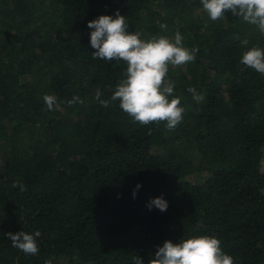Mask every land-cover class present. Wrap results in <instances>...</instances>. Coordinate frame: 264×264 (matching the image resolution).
<instances>
[{
  "label": "trees",
  "instance_id": "obj_1",
  "mask_svg": "<svg viewBox=\"0 0 264 264\" xmlns=\"http://www.w3.org/2000/svg\"><path fill=\"white\" fill-rule=\"evenodd\" d=\"M117 11L142 40L179 31L198 49L169 65L184 108L173 131L95 99L127 64L93 59L87 25ZM252 47L264 50L257 26L212 21L201 0H0V264H148L165 241L202 235L233 264H264V75L240 63ZM160 197L167 210H149ZM21 231L41 233L37 255L3 235Z\"/></svg>",
  "mask_w": 264,
  "mask_h": 264
},
{
  "label": "clouds",
  "instance_id": "obj_2",
  "mask_svg": "<svg viewBox=\"0 0 264 264\" xmlns=\"http://www.w3.org/2000/svg\"><path fill=\"white\" fill-rule=\"evenodd\" d=\"M201 3L212 21L225 17V12L230 11L244 22L257 26L264 35V0H201ZM87 27L92 29L90 45L95 49L93 59L124 61L127 64L124 78L120 80L110 100H102L99 91L95 99L103 107L118 100L123 112L141 125L165 122L167 130H175L183 120L184 108L180 106V98L173 96L174 82L167 79L169 65L175 67L194 62L198 49L183 47L179 31L175 33L174 41L167 36H153L147 41L142 40L140 33H129L127 17L120 15L119 11L114 18L99 16L90 21ZM160 28L167 30V25L161 24ZM242 43L247 45L248 41L244 40ZM240 63L264 75V50L260 47L250 48L243 53ZM187 91L192 93L193 99L198 103L204 101V95L197 94L195 88ZM43 101L48 111L59 107L54 95L45 94ZM67 103L71 106L83 103V100L74 96ZM12 187L19 188L21 192L27 190L19 181H14ZM140 187L139 184L136 186L137 189ZM135 195L134 190L133 198ZM147 207L149 210L155 207L164 212L168 204L160 197L150 200ZM3 235L7 236L13 247L23 253L33 256L38 254L36 237L41 235L39 231L34 235L24 231ZM134 262L143 264L139 256L134 257ZM45 264H52L51 258ZM148 264H233V257L222 251L217 238L202 235L182 239L178 243L165 241Z\"/></svg>",
  "mask_w": 264,
  "mask_h": 264
},
{
  "label": "rangeland",
  "instance_id": "obj_3",
  "mask_svg": "<svg viewBox=\"0 0 264 264\" xmlns=\"http://www.w3.org/2000/svg\"><path fill=\"white\" fill-rule=\"evenodd\" d=\"M263 167H264V164H263Z\"/></svg>",
  "mask_w": 264,
  "mask_h": 264
}]
</instances>
